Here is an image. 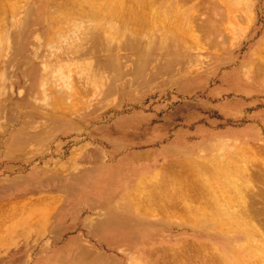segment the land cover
<instances>
[{
    "label": "rangeland",
    "instance_id": "obj_1",
    "mask_svg": "<svg viewBox=\"0 0 264 264\" xmlns=\"http://www.w3.org/2000/svg\"><path fill=\"white\" fill-rule=\"evenodd\" d=\"M7 1L0 7V264H264V135L226 137L228 124L246 121L226 122L215 108L232 96L226 84L241 87L231 75L258 76L264 87V0H154L146 12L145 0L130 10L128 0L127 7L109 0L110 8L103 0L97 9L123 14L115 25L127 20L122 32L128 23L143 27L113 40L151 45L150 53L104 49L90 34L73 57L63 53L83 37L75 28L105 24L110 32L116 15L97 21L98 2L88 0ZM72 8L83 17L68 15ZM147 11L170 26L151 29L144 41L139 18L144 24ZM165 34L180 47L147 65ZM82 58L104 71L103 81L72 64ZM170 141L181 147L152 155L150 148ZM128 157L138 175L150 161H179L143 173L135 186L126 181L107 207L74 181ZM181 162L193 166L188 175ZM72 234L80 240L67 244Z\"/></svg>",
    "mask_w": 264,
    "mask_h": 264
},
{
    "label": "crops",
    "instance_id": "obj_2",
    "mask_svg": "<svg viewBox=\"0 0 264 264\" xmlns=\"http://www.w3.org/2000/svg\"><path fill=\"white\" fill-rule=\"evenodd\" d=\"M263 37V36H262ZM258 76L254 77L253 79H245L244 77H241L240 81L238 79H234L231 75V78L229 75H226V79L229 80L232 83V81L235 80V82H239L238 84L241 85L242 90L236 91L234 89L235 85L229 86L226 84V90L227 92H232V96H228L224 102H221L220 104L216 105V110H223V112L219 113L221 114L226 122L229 121H235L239 120V118L245 119V123L242 124L240 127H234L230 126L228 124L226 128L223 130V134H227L229 136L226 137H239L242 139H247V141H255L256 139H259L260 136L263 137L264 135V98L261 97L264 95V87L261 86L259 83ZM249 80V81H248ZM236 83V84H237ZM181 147L177 142L170 141L163 143L161 147H154L150 148L152 151V155L160 156V154H171L168 150L170 149H179ZM167 153H164V152ZM160 158V157H159ZM159 161V160H158ZM162 161V160H161ZM176 160L175 158H167L163 163L160 164L158 167V163L156 160L150 161L149 165L152 167L150 169H146L141 172V174H137L136 170V161L133 157H128V159H115L111 164L105 165L103 168L100 169V167L96 168L95 170L99 174L97 177L94 175L93 177H87V173L82 175V177L74 179L75 182H80V189H82V192H90V194L93 197H101L100 203L106 206V200L108 198H114L117 197L118 194L123 192V188L125 187L126 181L130 182L132 186H135L137 184L139 176H141L143 173H147L148 176H151L153 173L160 171L163 169V167L169 165L170 163ZM97 163V162H96ZM157 164V165H156ZM152 171V172H148ZM95 172V171H94ZM105 172H108V177H105ZM96 173V174H97ZM146 174V175H147ZM164 181L168 182V175H164ZM86 178L93 180V183L91 186L85 184ZM102 178V179H100ZM123 183V184H122ZM77 184V183H76ZM77 186V185H76ZM73 187H75L73 182ZM77 195V191L75 192ZM106 198V199H105ZM108 204V203H107ZM111 216H115L114 214ZM85 224V218H82L80 220V228H86ZM95 229V228H93ZM71 238L67 241V244H73L72 240H80V237L78 234H72L70 236ZM77 242V241H76ZM117 244V243H116Z\"/></svg>",
    "mask_w": 264,
    "mask_h": 264
},
{
    "label": "bare ground",
    "instance_id": "obj_3",
    "mask_svg": "<svg viewBox=\"0 0 264 264\" xmlns=\"http://www.w3.org/2000/svg\"><path fill=\"white\" fill-rule=\"evenodd\" d=\"M4 1H5V3H9V2H10V1H7V2H6V0H0V7H1V8H3L2 3H4ZM11 1H12V0H11ZM18 1L20 2V0H15L14 2L16 3V2H18ZM78 1L80 2L81 0H78ZM82 1L84 2V0H82ZM82 1H81V2H82ZM86 1H87V0H86ZM89 1H94L95 3L98 2V3L96 4V5H98V6H96L95 4L92 5V8L95 7L94 9L97 10V11L99 10V9H97V8H98L99 6H101L102 3H103V0H88V2H89ZM100 1H101L102 3H101ZM106 1H107V2H105L106 4L109 3V2H108L109 0H106ZM110 1H112V0H110ZM117 1H118V0H117ZM122 1H123V0H122ZM124 1H125V0H124ZM135 1H136V0H134V1H130V0H128V1H127V2H130L129 10H130V8H131V2H132V4H133V3H135ZM153 1H154V0H145V2H144L145 4L143 3V4H144V5H143V6H144L143 8H144V11H145V12H146V10H147L146 8L152 6L151 4H152ZM65 2H66V1H65ZM70 2H71V1H70ZM73 2H74V1H73ZM127 2L125 1V4H126ZM140 2H141V1H140ZM11 3H12V2H11ZM77 3H78V2H77ZM92 3H93V2H92ZM111 3H112V2H111ZM115 3H116V2H115ZM115 3H114V4H115ZM118 3H119L120 5L122 4L121 1L118 2ZM17 4H18V3H17ZM17 4H14V5H15V7H14V8H15V11L18 9L19 4H21V2H20L18 5H17ZM106 4H105V7H107ZM123 4H124V2H123ZM128 4H129V3H127L126 7L129 6ZM136 4H137V3H136ZM11 5H13V4H11ZM14 5H13V6H14ZM68 5H69V4H68ZM68 5H67V6H68ZM87 5H88V4H87ZM107 5H108V4H107ZM109 5H110V3H109ZM109 5H108V8H110V6H111V5H110V6H109ZM115 5L118 6L117 4H115ZM5 6L7 7L8 5L5 4ZM5 6H4V7H5ZM13 6H12V7H13ZM123 6H124V8H126L125 5H123ZM123 6L121 5V8H120V9H122V11H123V8H122ZM133 6H134V4L132 5V7H133ZM59 7H60V6H59ZM82 7H83V6H82ZM103 7H104V6H103ZM136 7H137V6H136ZM16 8H17V9H16ZM63 8H64V7H63ZM87 8H88V7H87ZM87 8H86V9H87ZM115 8H116V7H115ZM115 8L113 7L114 10H115ZM12 9H13V8H12ZM60 9H61V8H60ZM60 9H59V10H60ZM76 9H77V7H76ZM78 9H79V8H78ZM103 9H104V8H102V10H103ZM111 9H112V8H111ZM126 9H127V8H126ZM150 9H153V8H150ZM0 10H1V9H0ZM3 10H4V9H3ZM3 10H2V11H3ZM5 10H6V9H5ZM8 10H11V9L8 8ZM62 10H63V9H62ZM62 10H60V12H61ZM68 10H69V9H68ZM72 10H73V8H72ZM82 10H83V9H82ZM92 10H93V9H92ZM95 10H93V11H90V10H89L90 12L87 10L86 13H88V14L91 13V14H92ZM102 10H101V11H102ZM105 10H106V11H109V10H107V8H106ZM105 10H103V12H101V11L99 10L100 13H99V11H98V12L95 11V14H96V12H97V15L99 16V17L96 16V18H98L97 21H99V19H100V20L102 19V16H103V15H101V13L104 14V13H105V12H104ZM114 10H113V12H114ZM134 10H135V7H134ZM142 10H143V9H142ZM142 10L139 9V11H140L141 13H140L139 11H137V13L139 12L140 15H143ZM15 11H14V13H15ZM69 11H71V9H70ZM83 11H84V10H83ZM110 11H111V10H110ZM118 11H119L118 9L115 10V13H114V14L111 13L112 11H111V12H106V13H108V17H109V15H111L110 17H112L113 15H114V17H115V15H116V18H115V20H114L113 22H112V20H113L114 18H112V20H111V18H109V19H110L109 22H110L111 24L114 23L115 21H118V20H119V18H117V15H118V17H120L121 15H123V14H121V12H118ZM126 11H128V10H126ZM131 11H132V9H131ZM135 11H136V10H135ZM144 11H143V12H144ZM150 11H151V10H150ZM150 11H149V12H150ZM154 11H155V10H154ZM157 11H158V10H157ZM157 11H156V14H157ZM64 12H67V11H62L63 14H64ZM76 12H77V11H76ZM79 12H80V11H79ZM147 12H148V11H147ZM149 12L147 13V14H149V15H147L149 18L147 19V21H146L144 24H143V19H146V17L142 19V16L140 17V16L137 15L138 17H140L139 19L142 20V22H141L142 24H141V25H142V26H143V25H144V26L146 25V26H145V31H144L145 33H142V35H144L143 37H141L142 39H143L144 37L148 36L149 33H151V29H157V27H158L159 29H163V30L165 31V30H167L166 27L170 26V25H163V27H162V25H161V27H160V25L158 26V24L156 23V21H154V20H155V18H154L155 15H153V16L151 17L150 15H151L152 13L150 14ZM152 12H153V11H152ZM1 13H2V12H1ZM1 13H0V14H1ZM55 13H56V12H55ZM62 13H60V14H62ZM70 13H73V14H68V15H73V16L76 15V17H77L78 15L80 16V14H77V13L75 14V10H73V12H70ZM81 13H83V12H81ZM86 13H85V14H86ZM106 13H105L104 16H103V17H105V18H107ZM109 13H110V14H109ZM126 13H127V14L125 15V17H126V16L128 17V14H130V12H126ZM154 13H155V12H153V14H154ZM2 14H3V13H2ZM2 14H1V15H2ZM57 14H58V13H57ZM63 14H62V15H63ZM91 14H90V15H91ZM93 14H94V13H93ZM99 14H100L101 16H100ZM120 14H121V15H120ZM132 14H133V13H132ZM62 15H59V14H58V16H59V17L61 16V18H62ZM65 15H66V14H65ZM65 15H64V16H65ZM68 15H67V16H68ZM81 15H82V14H81ZM90 15H89V16H90ZM119 15H120V16H119ZM133 15H134V14H133ZM144 15H145V14H144ZM3 16H4V14H3ZM67 16H65V17L67 18ZM73 16H71V18H70V16H69L70 20L73 19V18H72ZM87 16H88V15H87ZM56 17H57V16H56ZM80 17H83V16H80ZM91 17H92V16H91ZM93 17H94V16H93ZM138 17L136 18V20L138 19ZM157 17H158V16H157ZM0 18H1V16H0ZM69 18H68V19H69ZM74 18H75V17H74ZM84 18H86V17L84 16ZM94 18H95V17H94ZM96 18H95V19H96ZM122 18H123V17H121V19H122ZM150 18H151V20H152V18H153V19H154L153 21H154L155 23H154L153 21H151ZM49 19H50V18H49ZM53 19H57V18H53ZM63 19H64V17H63ZM68 19H67V20H68ZM80 19H82V18H80ZM89 19H90V18H89ZM107 19H108V18H107ZM109 19H108V20H109ZM116 19H117V20H116ZM121 19H120V21H121ZM134 19H135V18H134ZM156 19H157V18H156ZM160 19H162V18H160ZM60 20H61V19H60ZM84 20H85V19H84ZM86 20H87V19H86ZM149 20H150V21H149ZM50 21H51V19H50ZM52 21H55V20H52ZM57 21H58V19H57L55 22H57ZM128 21H129V20H128ZM130 21H132V20H130ZM0 22H1L0 24L3 25V22H4V21H3V18H1ZM133 22H134V21H133ZM137 22L139 23L140 20H139V21L137 20ZM137 22H136V23H137ZM161 22H162V21H161ZM76 23H77V22H76ZM86 23H87V22H86ZM91 23H93V22H91ZM96 23H97V22H96ZM110 23H109V24H110ZM119 23L121 24V22H119ZM119 23H116V25H115V23H114V27H115V26L117 27V24L119 25ZM126 23H127V20H126ZM126 23H125V24L123 23V24H121V25H125V26H127ZM151 23H152V24H151ZM56 24H57V23H56ZM56 24H55V27L57 28V25H58V24H57V25H56ZM61 24H62V23H61ZM63 24H64V23H63ZM81 24H82V23H81ZM81 24H80V25H81ZM93 24H94V23H93ZM106 24H108V23H106ZM80 25H79V26H80ZM91 25H92V24H91ZM94 25H95V24H94ZM94 25H92V26L94 27ZM96 25H98V24H96ZM100 25H101V24H100ZM103 25H104V26L101 25V26H102V30H101L100 28H99L100 30H98V28H97L98 26H96V28H91V27H90V24H89L88 26L86 25L87 27H86V26L82 27V26H83V24H82V26H81L82 28L79 27L78 30H77L78 27L75 28V29H76V32H78L79 30L81 31V33H82L81 35H82L83 37H80V38L78 37V38H76L75 40H73L72 42H71V39H70L69 42H71V45L68 47V49H67L63 54H64V55H67V56H72V57H73L75 54L78 53L79 50H81L83 47H85V46L88 45V43H89V39H88L89 37H88V36H90V34H94V35L96 34V35H97V37L102 41L101 44H102V46H103L104 49H106V47H107V49H111V48H112L114 51H118V49H123V50H125V49H126V50H138V51H139V50H140V51H141V50H144L143 52H144L145 55H147V53H150V52H148V51L152 48L151 45H146V44H145L146 46H142V45H139V44H135V43H132V41L130 42V40H129L128 38H127V40H129V41L126 40L125 43H122V41H119V42H121L120 44H118L117 42H115V41L113 40V39H115V38H117V37H118V38H119V37H122V36L124 37V36H125L124 33H126V36L131 35V34H128V32H129V33H137L136 31H138V33H139V32L142 30L141 28H143V27L140 26L141 28L138 27L140 30H139V29L137 30V27H136V29H135V24H134V25H133L134 28H133L132 30H130V29H128V28H130V23H128V28H126V27L124 28V27H123V32L121 31L122 28L119 29L120 26H121V25H119V27H118L119 30L116 29V27H115V28L113 27L114 29L111 30V31H110L111 33H110V32L106 29V27H109V25H108V26H107V25L105 26V24H103ZM137 25H140V24H137ZM52 26H53V25H51V27H52ZM59 26H60V25H59ZM59 26H58V27H59ZM111 26H112V25H111ZM133 26H131V27H133ZM2 27H3V26H2ZM2 27H0V30H1ZM51 27H50V28H51ZM103 27L105 28V30H106V32H107L108 34L105 33ZM50 28H49V29H50ZM59 28H60V27H59ZM171 28H172V27H171ZM3 29H4V28H3ZM3 29H2V30H3ZM51 29H52L53 31H56V30H54L53 27H52ZM57 29H58V28H57ZM95 29H97V30H95ZM110 29H112V28H110ZM125 29L127 30L126 32H124ZM52 30L49 31V35H50V34L53 35V34L57 33V32H55V33L52 32ZM58 30H59V29H58ZM60 30H61V29H60ZM163 30H160V32L163 31ZM118 31H121L123 35L121 34L122 36H121V35L119 36V35L117 34ZM50 32H51V33H50ZM70 32H71V31H70ZM141 32H142V31H141ZM59 33H60V32H59ZM109 33H110V34H109ZM138 33H137V34H138ZM119 34H120V32H119ZM51 35H50V36H51ZM59 35H60V34H59ZM65 35H66V34H65ZM67 35H69V34H67ZM132 35H134V34H132ZM135 35H136V34H135ZM139 35H140V34H138L137 36H139ZM174 35H175V34H174ZM176 35H179V34H176ZM54 36H55V35L52 36V39H53ZM60 37H63V36H60ZM64 37H65V36H64ZM66 37H67V36H66ZM123 37H122V38H123ZM133 37H134V36H133ZM49 38H50V37H49ZM56 38H57V37H56ZM67 38H68V37H67ZM67 38H66V39H67ZM118 38H117V39H118ZM122 38H121V39H122ZM125 38H126V37H125ZM148 38H149V37H148ZM72 39H73V38H72ZM137 39H138V37H137ZM139 39H140V38H139ZM144 39H147V38H144ZM144 39H143V40H144ZM150 39H151V38H150ZM183 39H184V38H183ZM64 40H65V39H64ZM122 40H123V39H122ZM132 40H133V39H132ZM135 41H137V40H135ZM140 41H141V40H140ZM144 41H145V40H144ZM180 42H181V41L176 40V36H166V34H165V37H162V40L157 41L156 43L153 44V45L155 46V51L153 52L154 55H153L152 59H149V56H147L148 61H146V64H147V65L150 64V65L152 66V65L155 64V62H161L163 59L166 60L165 52H167V53L169 54V51H170L171 48H176V49H177V48L180 47V45H181ZM38 43H39V42H38ZM66 43H67V42H66ZM141 43H142V42H141ZM143 43H144V42H143ZM145 43H146V42H145ZM196 43H197V42H196ZM7 44H8V43H7ZM39 44H40V43H39ZM63 44H64V41H63ZM66 46H67V44H66ZM176 46H178V47H176ZM7 47H8V46H7ZM49 48H50V47H49ZM153 48H154V47H153ZM143 52H142V53H143ZM155 52H156V53H155ZM60 53H61V52H60ZM118 53H120V51H119ZM51 56H52V55H51ZM139 56H140V55H139ZM72 62H74V63H72V64L75 65V66H78L82 72H85V73H89V74H91L92 77H93L92 79H94V80H95V79H96V80L98 79V80H102V81L104 80V78H105V74L103 73L104 71H103L102 69H100V68H98V69H93L92 66H90L91 63H89L87 59H83V58H82V59H74ZM115 62H116V61H115ZM170 64H171V63H170ZM142 65H143V64H142ZM171 66H173V64H172ZM79 68H78V69H79ZM171 68H172V67H171ZM171 68H169V69H171ZM70 71H71V70H70ZM70 71H69V72H70ZM68 76H70V75H68ZM238 90L241 91L242 88L240 87V88H238ZM180 164H181V166L184 165V167H185V171H186L185 173H186L187 175L189 174V171H190L189 169H190V168H192V170H193V166H192L190 163H187V162H184V163H183V162H181ZM209 165H210V164H209ZM237 165H238V164H237ZM206 166H207V165H206ZM220 166H221V165H220ZM242 166H243V165H242ZM208 168H209V167H208ZM219 169H220V168H219ZM212 172H213V171H212ZM221 173H222V172H221ZM223 175H224V174H223ZM183 176H186V175L184 174ZM218 178H219V176H218ZM180 179H181V178H180ZM182 180H184V179H182ZM182 180H181V181H182ZM208 185H209V184H208ZM205 186H206V185H205ZM185 215H186V214H185ZM192 215H194V214H192ZM192 215H190V216L193 217ZM186 216H187V215H186ZM186 216H185V219H186V218H189V216H187V217H186ZM180 217H181V215H180ZM182 217H183V215H182ZM191 217H190V218H191ZM244 217H245V216H244ZM248 217H249V216H248ZM196 218H197V217H196ZM196 218L194 217V219H196ZM179 220H180V219H179ZM183 220H184V219H183ZM187 220H188V219H187ZM191 220H192V219H191ZM197 220H198V219H197ZM180 221H181V220H180ZM188 221H190V220H188ZM183 222H185V221H183ZM196 222H197V221H196ZM203 222H204V221H203ZM203 222H202V223H203ZM206 222H207V221H206ZM192 223H193V222H192ZM190 224H191V222H190ZM198 224H200V223L198 222ZM245 224H246V223H245ZM252 224H253V223H252ZM247 225H248V224H247ZM249 225H250V224H249ZM205 227H206V226H205ZM207 227H208V226H207ZM248 227H249V226H248Z\"/></svg>",
    "mask_w": 264,
    "mask_h": 264
}]
</instances>
